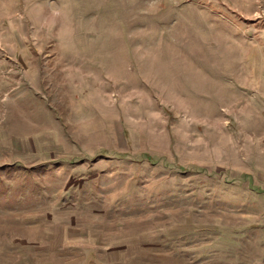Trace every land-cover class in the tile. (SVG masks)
<instances>
[{"label": "rangeland", "instance_id": "obj_1", "mask_svg": "<svg viewBox=\"0 0 264 264\" xmlns=\"http://www.w3.org/2000/svg\"><path fill=\"white\" fill-rule=\"evenodd\" d=\"M0 264H264V0H0Z\"/></svg>", "mask_w": 264, "mask_h": 264}]
</instances>
